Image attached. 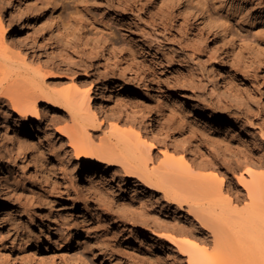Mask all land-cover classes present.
<instances>
[{"label":"rangeland","instance_id":"1","mask_svg":"<svg viewBox=\"0 0 264 264\" xmlns=\"http://www.w3.org/2000/svg\"><path fill=\"white\" fill-rule=\"evenodd\" d=\"M5 1L10 7L9 15L3 17L8 28L7 43L23 53L27 51L26 57L31 58L34 67L41 58L59 67L58 55H67L66 64L74 66L78 73L89 74L82 78V89L98 81L93 106L103 117L109 116V121L123 115L124 100H133L145 103L158 119L170 114L174 123L175 117L192 114L188 121L201 126L208 120L194 110L219 104L232 114L220 113L216 118H235L238 134L234 138L262 148L264 156V84L260 79L264 76V61L260 65L249 62L243 77L233 75L242 83L231 88L234 90L220 89L213 79L214 71L229 70L227 56H219L228 39L221 27L204 22L202 12L210 9L223 17L222 5L224 8L227 0ZM251 2L246 22L237 21L233 14L229 18L241 30L245 47L254 53L250 42H259L264 49V0ZM257 2L259 5H255ZM65 35L67 43L62 42ZM126 51L143 57L146 67L142 69L136 62L126 66ZM68 65L63 67L64 72ZM129 69L134 73L132 77L125 71ZM134 76H147L146 87ZM69 80L58 87H67L72 82ZM108 80L122 88L113 87L103 97L101 87ZM175 102L180 109L172 108ZM38 107L43 119L28 124L21 149L10 139L16 128L12 126L14 119L4 120L10 124L7 130L0 122V264H186L185 257L172 244L149 230L144 233V241L133 243L147 229L140 221L119 216L106 203L110 212L103 210L104 202L96 195L84 200L80 186L86 163L74 157L66 136L58 133L69 120L63 111L45 109L42 104ZM100 135L99 130L97 136ZM31 152H35L36 161ZM39 156L53 175L45 182L34 174ZM190 156L188 152L187 158ZM116 173L114 169L96 172L98 182L105 175L106 181L112 179L113 195L108 200L133 202L135 207L163 200L134 179L120 182ZM144 209L150 220L157 217L172 224L174 215H180L179 221L189 220L186 212L175 206ZM74 231L82 236L70 243L69 234ZM48 235L50 241L44 243ZM35 237L42 242L38 249Z\"/></svg>","mask_w":264,"mask_h":264},{"label":"bare ground","instance_id":"2","mask_svg":"<svg viewBox=\"0 0 264 264\" xmlns=\"http://www.w3.org/2000/svg\"><path fill=\"white\" fill-rule=\"evenodd\" d=\"M223 5L225 16L207 9L202 12V19L211 26L221 27L228 39L219 56H227L229 70L214 71L213 79L220 89H231L242 84L234 80L233 75L243 77L249 62L260 65L264 61V49L259 42L248 43L254 53L245 47L241 30L229 18L233 14L237 21H244L253 5L251 0H227L224 8ZM255 5H259L258 2ZM9 13L6 1L0 0V122L14 119L12 126L16 128L10 139L18 149L22 148L21 138L28 131V124L43 119L38 109L40 104L45 109L63 111L69 125L65 121V127L58 129V133L66 136L74 157L86 163L80 193L84 200L96 195L104 202L103 210L110 212L107 206L111 205L119 216L140 221L147 229L137 235L133 243L144 241V233L149 230L172 244L177 253L185 257L186 264H264V156L261 155L262 148L247 141L243 144L242 140L234 138L238 134L235 118L215 116L220 113L229 116L232 114L230 110L219 104L206 106L203 110L195 109L198 115H204L208 120L198 126L192 122L194 120L188 121L192 114L185 115V118L177 116L171 123L173 115L166 114L158 119L145 103L124 100L123 115L116 116L111 122L109 116L103 117L93 106L98 81H92L87 89H82L85 82L82 78L89 74L86 71L78 73L74 66L66 64L67 55H58L59 67L46 64L42 58L34 67L31 58L26 57L27 51L23 53L19 47L7 43L8 28L3 17ZM66 37L62 38L63 43H67ZM233 40L235 43L231 42ZM87 41L92 43L91 39ZM124 58L126 66L129 62H136L142 69L146 67L143 57L133 52L126 51ZM66 65L67 72H64L62 69ZM131 69L125 71L132 77ZM68 79L72 82L67 87H58ZM133 79L146 87L147 76H134ZM260 79L264 84V76ZM113 87L122 88L121 84L108 80L101 87V95L106 97ZM174 101L178 99L174 98ZM177 103H173V109H180ZM4 125L6 130L10 126L8 123ZM99 130L102 135L97 136ZM188 152L190 158H187ZM34 153L31 152V158L36 161ZM257 157L259 159L255 162ZM57 159L60 160L59 153ZM106 169H114L120 175V182L134 179L163 200L160 204L151 201L150 206L139 204V211V206L135 207L133 202L108 200V196L113 195L112 179L106 181V175L99 182L96 179V172L104 173ZM51 172L39 156L34 174L45 182L49 176L52 179ZM162 205L184 210L189 220L179 221L180 215H174L173 223L168 224L157 217L150 220L145 216L147 211L144 208L158 209ZM80 236V232H71L68 242ZM46 237L49 238L44 239V243L50 241L51 235ZM34 241H38L35 247L40 248L42 242L39 238L35 237Z\"/></svg>","mask_w":264,"mask_h":264}]
</instances>
